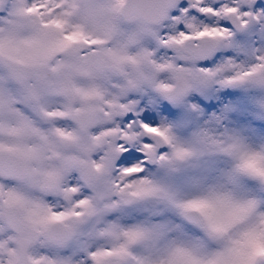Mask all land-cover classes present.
Segmentation results:
<instances>
[{"label":"snow or ice","instance_id":"6c2138e0","mask_svg":"<svg viewBox=\"0 0 264 264\" xmlns=\"http://www.w3.org/2000/svg\"><path fill=\"white\" fill-rule=\"evenodd\" d=\"M0 264H264V0H0Z\"/></svg>","mask_w":264,"mask_h":264}]
</instances>
